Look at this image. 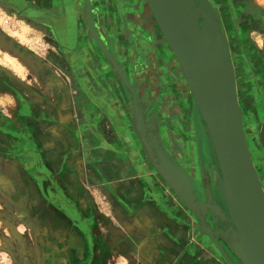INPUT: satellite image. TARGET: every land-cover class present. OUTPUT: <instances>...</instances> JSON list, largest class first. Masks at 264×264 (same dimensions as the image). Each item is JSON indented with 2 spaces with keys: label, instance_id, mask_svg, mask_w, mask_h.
I'll return each instance as SVG.
<instances>
[{
  "label": "flooded vegetation",
  "instance_id": "af4514ba",
  "mask_svg": "<svg viewBox=\"0 0 264 264\" xmlns=\"http://www.w3.org/2000/svg\"><path fill=\"white\" fill-rule=\"evenodd\" d=\"M196 1L200 4L201 0ZM208 1L217 12L221 29L227 37L237 79L239 102L243 117L247 120L245 132L264 184V13L250 0ZM28 2L29 0H0V4L10 9L13 14L19 12L36 16L35 23L43 30L42 33L47 34L46 37L51 41L54 52L46 53L45 60L36 58L34 71L38 74L37 76L29 74L28 80L12 68L0 64V98L6 95L14 102L12 105L14 115H7V118L2 115L4 109L8 110L7 106L3 102L0 103V118L3 117L5 122L13 123L12 120H16L17 113L24 114L28 119L29 114L49 112L50 107L55 104L63 111H71L72 103L68 94L73 91L78 96V107L86 108L91 102L99 109L102 95L113 91L115 87L118 89L117 84L121 85L119 89L122 87L124 92L131 94L119 80L111 60L91 31L89 27L91 16L97 37L123 66L131 86L137 87L139 103L143 102L141 97L161 98L163 115L162 113L161 116L158 115L155 121H146L143 126L147 143L153 149L156 160H160L157 152L159 148L188 174L193 183L197 203L201 202L208 206L205 209L199 207L198 213L190 210L157 173L146 155L141 139L133 131L117 128L122 140L120 144L123 143L122 146L125 147L119 155L125 156L132 170L135 169L138 174L147 173L154 201L156 198L160 200L157 205L162 206L170 217L173 216L184 226L187 221H192L208 233L204 239L198 235L199 231L194 234L201 244L207 242L206 247L212 249L221 264H242L228 247V243L234 238L235 226L229 218L219 190L218 177L221 173L219 167L217 171L214 169L217 159L213 143L205 132L206 124L196 108L182 68L167 42H164L163 34L148 8L147 0H89L90 14L87 12L86 0H37L35 3L27 4ZM134 37L137 45L133 43ZM0 42L9 51L14 50L23 54L25 52L19 41L11 40L9 35L1 30ZM18 94L20 96L26 94L25 100L17 98ZM55 99L57 103H54ZM126 106L127 104L121 106L120 102L114 109L115 116H119V121H123L120 123L124 125L131 123L130 116L125 112ZM81 111L83 113L84 110ZM176 111L180 112L179 120H175L177 128L171 130L167 121L168 116L177 113ZM252 116L258 121L261 130L258 134L257 129L255 132V126L252 127L254 123ZM147 119L150 120L148 117ZM85 120L87 121V118ZM86 121L78 123L81 124L83 132L88 125ZM163 130L169 132L168 139L163 136ZM134 138L140 145L139 161L131 147ZM204 138L209 151L204 148ZM85 148L90 149L88 143ZM119 162L122 163V160ZM124 162L126 159L123 160V164ZM125 170L124 173L127 174L128 171ZM42 171L48 176L43 178L44 183L41 187V205L45 206L42 214L37 212L34 219L29 207L22 201L18 219L3 226L0 224V264L5 261L1 257L2 252L7 254L11 264H110L111 260H120V256L114 253L117 249L108 251L104 257H97L93 228L86 229L87 219L83 218V214L78 212L64 194L57 192L53 195V192L57 191L55 179L46 167L43 166ZM157 188L161 192L157 191ZM170 197L180 199L187 208L183 204L182 207L178 203L175 204ZM35 201L39 206L38 195ZM214 206L221 210L223 216L213 208ZM70 214L79 215L84 225L76 223ZM41 216L44 221L40 220ZM186 227L179 232H186ZM165 228L166 226L161 228L160 232ZM166 235L165 239L170 240L169 235ZM134 239L132 241L125 238L122 244H116L130 254L136 247L138 248V244L135 243L141 241L139 237ZM183 241L182 244L177 243L175 246L171 244L162 250L164 255L161 257L164 256V262L182 252L181 248L183 249L186 243V240ZM158 250L153 249V253ZM138 254L143 256L145 252ZM148 255L151 257L152 250ZM126 260L130 264H135L130 256H127ZM138 263L146 262L139 260ZM153 264L160 263L157 260V263L153 261Z\"/></svg>",
  "mask_w": 264,
  "mask_h": 264
},
{
  "label": "crops",
  "instance_id": "0c3cea01",
  "mask_svg": "<svg viewBox=\"0 0 264 264\" xmlns=\"http://www.w3.org/2000/svg\"><path fill=\"white\" fill-rule=\"evenodd\" d=\"M114 90L102 95L100 109L91 102L86 108L78 107V96L73 91L68 94L71 111H63L55 104L49 112L29 114L28 119L24 114L17 113L13 123L0 118V224L3 226L18 219L22 201L29 207L34 219L37 212L42 214L45 206L41 205V187L43 178L47 176L42 171L44 166L56 182L57 191L53 195L57 192L64 194L92 225L97 257H104L108 251L117 249L114 253L120 256V264H127V256L135 264H139V260L145 264L157 263V260L160 264H166L164 256L161 257L164 255L162 250L171 244L175 246L177 242L166 240L163 235L156 239L154 234L168 227L172 218L162 206L157 205L160 200L156 198L157 201H154L147 173L138 174L135 169L132 170L127 158L119 155L125 147L123 143L120 144L122 140L117 133L119 125L113 129L110 122L120 123L114 110L119 105V95ZM17 96L25 100L26 94ZM3 99L0 98V103L3 102L8 110L4 109L2 115L7 118V115H14V102L10 106ZM54 103H57L56 99ZM82 109L85 112L82 113ZM82 121L88 124L84 132L81 124L78 125ZM86 143L89 150L85 148ZM125 169L127 174L124 173ZM36 195L40 200L39 206L35 201ZM41 219L44 221L42 216ZM134 237H139L141 241L135 243L138 248L130 254L116 244H122L125 238L134 241ZM153 249L159 250L153 253ZM139 252H145V255L140 256ZM1 257L9 260L5 252Z\"/></svg>",
  "mask_w": 264,
  "mask_h": 264
},
{
  "label": "water",
  "instance_id": "95a60500",
  "mask_svg": "<svg viewBox=\"0 0 264 264\" xmlns=\"http://www.w3.org/2000/svg\"><path fill=\"white\" fill-rule=\"evenodd\" d=\"M86 1L90 14V2ZM147 5L182 68L195 105L206 124L205 132L213 143L221 173L218 177L219 190L235 226L234 238L228 244L242 264H264V184L245 132L234 64L219 16L208 0H201L200 4L196 0H147ZM28 16L32 20L37 19L36 16ZM89 27L111 60L119 80L131 93L124 92L122 87L119 89L121 85L117 84L119 91L117 88L114 91L119 95L121 106L127 104L125 112L130 116L131 123L124 125L110 121L113 129L119 125L124 131H133L141 139L147 157L167 186L193 212L198 213L199 207L205 209L208 205L197 203L188 174L159 148L160 160L157 161L147 143L143 126L146 121L157 120L161 114V98L141 97L143 102L139 103L137 87L131 86L123 66L97 37L91 16ZM133 43L136 44L135 37ZM155 104L157 108L154 110ZM131 147L139 161L141 150L135 138ZM164 162L189 186L187 197L172 175L163 169ZM213 208L223 216L219 208ZM70 215L83 226L84 221L74 214Z\"/></svg>",
  "mask_w": 264,
  "mask_h": 264
},
{
  "label": "rangeland",
  "instance_id": "374dc122",
  "mask_svg": "<svg viewBox=\"0 0 264 264\" xmlns=\"http://www.w3.org/2000/svg\"><path fill=\"white\" fill-rule=\"evenodd\" d=\"M36 1L37 0H29L27 4L31 2L35 3ZM250 1L256 8L260 9L264 13V0H250ZM28 15H33V14L30 13L19 14V12L13 14L10 9L6 8L3 4H0V30L3 33L8 34L11 40H15V42L19 41L21 46H23L25 49L24 54L20 52L19 53L15 52L14 50L9 51L6 47H4L2 42H0V64L4 65L5 67L12 68L13 70H15L17 74H20L22 75V77H25L26 80H28L29 74L33 76L35 75L37 76L38 74L37 72L34 71L35 64H37V62H35L36 58H42L43 60H45V58H47L46 53H48L49 51L54 52L51 41L48 40V38L46 37L47 34L45 35V33H42L43 30L36 25L35 23L36 20H32L31 18H29ZM164 42H167L165 38H164ZM3 101L7 102L10 106L12 105L11 98L6 95L4 96ZM155 108H157L156 104L154 110ZM160 111L162 113L163 109L160 108ZM178 113L180 112H177L175 114H169L168 116L167 121L169 122L168 124L171 130H176L177 128V124L175 123V120H179ZM159 116H161V114ZM253 118L255 117L252 116V119ZM244 119L246 124L247 120L246 118ZM253 122L254 123L252 127L255 126L254 127L255 132L257 129L256 133L258 134V131L260 133L261 130L259 129L258 121L253 119ZM163 136L166 137V139H168L169 132L167 130L166 131L163 130ZM138 146L140 148V145ZM204 148L206 151H209V147L205 138H204ZM214 169L215 171L218 170V162L217 165L214 167ZM150 173L153 174L151 171ZM170 198L176 202L175 204L178 203L180 206L183 204L180 201V199L178 200L177 198L175 199L172 197ZM171 214L173 213L171 212ZM78 218L80 219V217ZM171 218L173 222H170V225L166 227L162 232L158 231L154 235L157 234V236L159 237L161 236V233L164 232V234L162 235L165 236L167 233L166 236L169 235L170 240L172 241L175 240L177 243L180 244H182L181 242L183 240H186V243L185 245H183V249L181 248L182 252L178 253V255L173 258L167 259V262H165L166 264H197L198 262H202L203 264H221L220 260L215 256L216 254L213 253L212 249L211 248L208 249V247H206L207 242H205V244L203 245L197 240V236L194 234L196 233V231H199L198 235L202 237V239H204L203 237L207 238L208 236V233L205 230H203L201 227H199V224L196 225V223L194 224V222L192 221H187L186 222L187 227H186L183 225L182 222H178L175 218H173V216ZM173 223L176 226L175 225L172 226ZM177 224H180V226L178 227ZM91 226L92 225L89 223V221L87 223L85 222L86 229L90 230ZM183 227H186V232L184 231L180 233L179 232L180 230H184ZM157 236H155L156 239L158 238ZM206 240L207 239H205V241ZM195 247H197V250H195ZM228 247L230 248V246ZM126 262L127 264H130L128 260ZM2 264H11V263L8 262V260L6 259ZM110 264H120V260L119 259L111 260Z\"/></svg>",
  "mask_w": 264,
  "mask_h": 264
},
{
  "label": "bare ground",
  "instance_id": "6f19581e",
  "mask_svg": "<svg viewBox=\"0 0 264 264\" xmlns=\"http://www.w3.org/2000/svg\"><path fill=\"white\" fill-rule=\"evenodd\" d=\"M162 166L163 169L166 170L169 175H172L174 181L176 182V185H178L181 192L187 197L189 195V186L187 185V183L183 181L182 177L178 176L168 164L164 162Z\"/></svg>",
  "mask_w": 264,
  "mask_h": 264
}]
</instances>
